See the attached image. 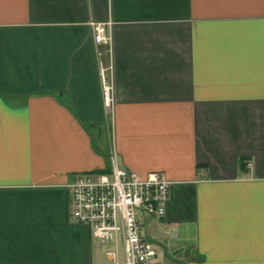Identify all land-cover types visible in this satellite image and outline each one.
<instances>
[{"label":"crops","instance_id":"crops-1","mask_svg":"<svg viewBox=\"0 0 264 264\" xmlns=\"http://www.w3.org/2000/svg\"><path fill=\"white\" fill-rule=\"evenodd\" d=\"M113 141L172 182L152 264H264V0H0V264H124L69 188Z\"/></svg>","mask_w":264,"mask_h":264},{"label":"built area","instance_id":"built-area-1","mask_svg":"<svg viewBox=\"0 0 264 264\" xmlns=\"http://www.w3.org/2000/svg\"><path fill=\"white\" fill-rule=\"evenodd\" d=\"M92 26L95 45H108L112 51V36L106 33L104 24L93 23ZM98 55H102L99 49ZM108 71L112 72L111 66L100 65L104 104L106 109L113 110V87L107 81ZM109 159V172L79 174L69 185L72 217L86 226L99 242H121L124 264H152L164 249L144 233L145 219L155 217L163 220L165 227L172 225L165 220L172 182L159 172L141 175L123 168L114 141ZM171 234L176 233L171 231Z\"/></svg>","mask_w":264,"mask_h":264},{"label":"rangeland","instance_id":"rangeland-1","mask_svg":"<svg viewBox=\"0 0 264 264\" xmlns=\"http://www.w3.org/2000/svg\"><path fill=\"white\" fill-rule=\"evenodd\" d=\"M102 86H103V84H102ZM102 95H103V92H102ZM113 98H114V103L116 102V99H115V97H114V95H113ZM114 105V104H113ZM106 108V107H105ZM105 112H107L108 114H107V116H105L106 117V119H107V124L112 128V123L111 122H113L112 121V119L114 120V116H113V112H112V108H108V109H106L105 110ZM105 128H106V126H105ZM152 227H154L155 229L157 228V224L156 223H154V225H152ZM151 228V227H150ZM155 235H157L156 233H155ZM113 243V242H112ZM117 245V244H116ZM112 246V247H111ZM115 246V243H113V244H111V245H109V246H107L109 249H110V247H111V250H117V252H118V254L120 255V257L122 258V256H124L123 255V247H122V245H121V243H118V246L119 247H114Z\"/></svg>","mask_w":264,"mask_h":264},{"label":"trees","instance_id":"trees-1","mask_svg":"<svg viewBox=\"0 0 264 264\" xmlns=\"http://www.w3.org/2000/svg\"><path fill=\"white\" fill-rule=\"evenodd\" d=\"M110 171V169L108 168V169H105V170H103V172H109Z\"/></svg>","mask_w":264,"mask_h":264}]
</instances>
